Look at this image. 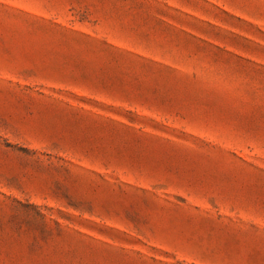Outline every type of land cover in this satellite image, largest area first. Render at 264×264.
I'll use <instances>...</instances> for the list:
<instances>
[{
	"label": "rangeland",
	"instance_id": "obj_1",
	"mask_svg": "<svg viewBox=\"0 0 264 264\" xmlns=\"http://www.w3.org/2000/svg\"><path fill=\"white\" fill-rule=\"evenodd\" d=\"M0 264H264V0H0Z\"/></svg>",
	"mask_w": 264,
	"mask_h": 264
}]
</instances>
